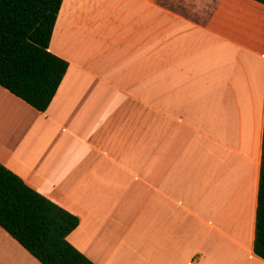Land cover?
Returning a JSON list of instances; mask_svg holds the SVG:
<instances>
[{
	"label": "crops",
	"instance_id": "obj_1",
	"mask_svg": "<svg viewBox=\"0 0 264 264\" xmlns=\"http://www.w3.org/2000/svg\"><path fill=\"white\" fill-rule=\"evenodd\" d=\"M73 1L47 110L0 85V162L80 218L95 264H264V4ZM0 264L43 263L0 226Z\"/></svg>",
	"mask_w": 264,
	"mask_h": 264
},
{
	"label": "trees",
	"instance_id": "obj_2",
	"mask_svg": "<svg viewBox=\"0 0 264 264\" xmlns=\"http://www.w3.org/2000/svg\"><path fill=\"white\" fill-rule=\"evenodd\" d=\"M63 2L0 0V85L39 111L47 110L69 68L50 50ZM79 224L0 162V226L43 264H95L68 240ZM254 250L264 259V133Z\"/></svg>",
	"mask_w": 264,
	"mask_h": 264
},
{
	"label": "rangeland",
	"instance_id": "obj_3",
	"mask_svg": "<svg viewBox=\"0 0 264 264\" xmlns=\"http://www.w3.org/2000/svg\"><path fill=\"white\" fill-rule=\"evenodd\" d=\"M69 1H73V0H69ZM76 1H79V0H76ZM76 1H73V2H76ZM99 1H103V0H96L97 3H100ZM73 2H71V3H73ZM71 3L69 5H71ZM64 12H66V11H64ZM61 31H62V23H60V21H57V25H56V28H55V31L53 34L52 42H51L52 51L55 49L56 46H60V45L63 46V43L64 42L66 43L67 34H65V32H64V34L61 35ZM65 47L66 46H64V48Z\"/></svg>",
	"mask_w": 264,
	"mask_h": 264
},
{
	"label": "built area",
	"instance_id": "obj_4",
	"mask_svg": "<svg viewBox=\"0 0 264 264\" xmlns=\"http://www.w3.org/2000/svg\"><path fill=\"white\" fill-rule=\"evenodd\" d=\"M194 261H195V260L193 259L189 264H194Z\"/></svg>",
	"mask_w": 264,
	"mask_h": 264
}]
</instances>
